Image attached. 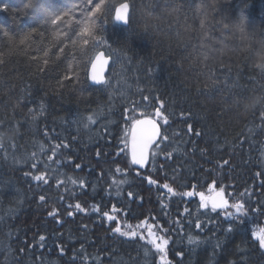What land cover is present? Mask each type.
I'll return each mask as SVG.
<instances>
[{
	"label": "trees",
	"instance_id": "16d2710c",
	"mask_svg": "<svg viewBox=\"0 0 264 264\" xmlns=\"http://www.w3.org/2000/svg\"><path fill=\"white\" fill-rule=\"evenodd\" d=\"M101 2L94 35L111 59L110 87L87 81L91 40L72 44L83 26L75 22L85 20L73 6L86 0H40L54 13L73 9L43 27L42 13L21 12L25 0H0V135L10 137L0 143V264H160L147 225L157 243L168 239L171 264H264L252 235L264 229V119L260 107L246 112L234 102L264 94V76L251 67L264 38V0H92L88 9ZM123 3L126 27L113 22ZM241 20L257 42L241 39ZM32 29L43 40L35 32L25 40ZM156 109L168 123L157 120L158 149L137 173L126 132ZM40 174L47 184L32 179ZM214 192L227 200L224 210L211 212L210 200L202 206L199 194ZM237 202L248 215L229 221ZM204 213L214 218L206 231L189 226ZM117 223L137 237L114 233ZM189 235L201 243L190 245Z\"/></svg>",
	"mask_w": 264,
	"mask_h": 264
},
{
	"label": "snow or ice",
	"instance_id": "6c2138e0",
	"mask_svg": "<svg viewBox=\"0 0 264 264\" xmlns=\"http://www.w3.org/2000/svg\"><path fill=\"white\" fill-rule=\"evenodd\" d=\"M92 5V0H86V3L81 6L80 4L74 5L73 8H80V10L85 13V20L83 22L81 21H76L75 23L81 24L82 27L80 28L78 32V37L80 40H74L72 41L73 46L79 44H88L89 39L91 40V46H92V51L94 53L93 56L89 58V62L91 64V75H90V80L92 83L97 84V85H104L105 87H110V85L105 81V78L103 76V68L104 66L108 63V61L104 58V55L102 52H99V47L102 43H104L103 40H97L96 36L94 33L97 31L96 28V20L99 19L98 14L101 13L102 7H103V2L100 4H97L94 8V10L88 9V6ZM7 5L4 6L6 9ZM33 8H39L38 12H33ZM129 8V4L124 3L116 10L115 14V20L123 22L125 24H129V15L127 12V9ZM73 9H68L67 11H63L62 13H54L51 11H48L47 8L43 7V5L40 3V0H25V3L23 4V7L21 9V12L24 15H29L33 13H42L44 16L43 23L41 24V27H43L44 24H52L56 25L60 21L64 20L66 17H70ZM204 24L201 22V29H203ZM225 27H228L226 24ZM239 29L241 32V39L244 41H247L249 44L257 42V37L254 32L248 33L244 31L243 28V21L241 20L239 24ZM33 32H35L38 36L41 37V40H43L44 33L40 32L36 29H32V31L28 32V34L24 37L25 40L29 39L32 35ZM7 35V33H5ZM67 35V33H65ZM24 41L22 40L21 43ZM259 43L264 44V38H261L259 40ZM67 47V45H65ZM64 47L60 48V52H64ZM48 51H44L43 55L44 57L48 56ZM33 59H36L33 57ZM45 65H47L48 60L43 61ZM100 68V71H97V68ZM43 71V69H40ZM260 74L264 76V73ZM65 80H70L72 79L71 76L66 75L64 77ZM78 82V81H77ZM62 83V82H61ZM239 87V86H237ZM242 90V89H241ZM249 97H244V96H234V102L237 103L239 101H244L248 99ZM163 105H161V108ZM262 109V119H264V108ZM141 116L143 118L135 119L133 121V131H132V147H131V162L133 165H139L140 167H144L145 164L148 162V151L151 148V146L156 143L157 139L161 137V130H160V125L157 123L158 119H163L164 124L168 123L167 117L163 115L160 109L155 110V115L148 117L145 116L144 113H141ZM33 120L36 119L35 116L32 117ZM89 120H91V117H89ZM189 131H192V125H188ZM11 131V128L9 129ZM197 136L200 135L199 132L196 133ZM164 139H167L165 136ZM67 147V145H64ZM56 147H60V145H57ZM55 154V153H54ZM35 155V154H33ZM19 162V161H17ZM33 168L36 167L35 164L32 165ZM77 168L80 167V165H76ZM25 176H29L30 173L28 171L24 172ZM33 180L35 181H43L44 184L48 183V180L45 178L44 174L40 175H34L32 177ZM63 183V181H60ZM75 183V181H73ZM150 183H155V181H150ZM83 184V182H81ZM165 188H167V185H164ZM169 192L172 190L169 188ZM187 196H192V192L185 193ZM200 200L203 202L202 206L207 207V201H211V212H216L217 208H224L228 206L227 200H224L221 193H217L215 196H209L205 197L203 193H200ZM40 201L45 200L44 195L39 196ZM230 207L235 209V212H228L225 216V218L229 221H238L240 217L247 216L248 211L245 209V205L243 203H235L230 205ZM252 211L255 212H260L262 211L261 208L259 207H252L249 205ZM75 208L78 209L80 212H84L85 208L81 207L79 203L75 205ZM96 211H99V208L97 207L95 209ZM117 209L114 207L113 212H115ZM49 215H55V212L49 213ZM69 216H72V212H68ZM103 215L107 218L108 221H115L117 218L114 215H109L107 212L103 213ZM214 223V218L210 215V213H204L203 217L198 216L197 220L195 222L189 221L188 224L189 226H192L194 224L195 229L200 230L201 232L206 231L208 229V225ZM127 230H121V227L119 226V223L112 229V231L116 234H118L120 237H129V238H135L137 237L138 233L133 229L132 225H126L125 226ZM139 227V226H137ZM151 225H147L148 228V235L151 237L149 239L148 243L152 244L155 248V251L157 254H159V260L160 264H171V261L168 260L167 258V247H168V239H164L163 237H160L161 243H157V237L151 230ZM235 225L229 224V226L225 229L227 233H230L233 231V228ZM215 235V232L212 233ZM253 237H255L256 240L259 241V248L264 250V229L259 230L258 232H253ZM41 241L45 240V237L41 235L39 237ZM145 237L143 235H140V240H144ZM188 243L191 244H196L199 245L201 243L200 240L194 238L192 235L188 236ZM216 248L220 247L219 242L215 245ZM176 255H182L180 251L176 252ZM177 264H183V261H178Z\"/></svg>",
	"mask_w": 264,
	"mask_h": 264
},
{
	"label": "clouds",
	"instance_id": "9594fccd",
	"mask_svg": "<svg viewBox=\"0 0 264 264\" xmlns=\"http://www.w3.org/2000/svg\"><path fill=\"white\" fill-rule=\"evenodd\" d=\"M33 12H38L39 8H33ZM254 60L251 65L252 68L264 73V44L258 43V47L254 53ZM244 111H254L256 108H264V94L252 95L244 101L237 102ZM7 138L5 135H0V143L4 142Z\"/></svg>",
	"mask_w": 264,
	"mask_h": 264
},
{
	"label": "water",
	"instance_id": "95a60500",
	"mask_svg": "<svg viewBox=\"0 0 264 264\" xmlns=\"http://www.w3.org/2000/svg\"><path fill=\"white\" fill-rule=\"evenodd\" d=\"M123 4H124V3H123ZM121 5H122V4H121ZM121 5H119V6L116 7V9H115L114 19H115L116 10H117L118 8H120ZM127 12H128V9H127ZM128 15H129V12H128ZM115 21H116V23L118 24V26H123V27H125V25H126V24L123 23V22H120V21H117V20H115ZM103 55H104V53H103ZM104 58L108 61V63H107V64L104 66V68H103V76H104L105 81H106V75H107L108 70H109L110 59L107 58L105 55H104ZM91 71H92V70H91V64H90L89 71H88L89 77H90V75H91ZM97 71H100L99 66H98V68H97ZM89 83H90L92 86H94V87H98V86H100V85H97V84L92 83V81L90 80V78H89ZM132 131H133V124L131 125L130 130H129V133H128V157H129V161H130L131 165L133 166V168H135L136 170L142 172V171H144V170L148 167V165H149L150 151H151V149H152L153 147H155V146L157 145V143H158L159 140H160V137L157 139L156 143H154V144L151 146V148L149 149V151H148V162L145 164L144 167H140L139 165H133L132 162H131ZM215 195H216V194H215ZM215 195H214V196H215ZM222 197H223V196H222ZM223 199H224V198H223ZM218 208H219V207H218ZM219 209H221V208H219Z\"/></svg>",
	"mask_w": 264,
	"mask_h": 264
},
{
	"label": "flooded vegetation",
	"instance_id": "af4514ba",
	"mask_svg": "<svg viewBox=\"0 0 264 264\" xmlns=\"http://www.w3.org/2000/svg\"><path fill=\"white\" fill-rule=\"evenodd\" d=\"M131 127V126H130ZM130 129V128H129ZM128 132H129V130L126 132V137H125V139H124V149H125V152H126V157H127V159H128V163H130L129 162V157H128ZM156 149H158V147H156L153 151H152V153L156 150ZM254 242L256 243V244H258L259 245V241L258 240H256L255 239V237H254Z\"/></svg>",
	"mask_w": 264,
	"mask_h": 264
},
{
	"label": "bare ground",
	"instance_id": "6f19581e",
	"mask_svg": "<svg viewBox=\"0 0 264 264\" xmlns=\"http://www.w3.org/2000/svg\"><path fill=\"white\" fill-rule=\"evenodd\" d=\"M128 12H129V8H128ZM114 13H115V10H114ZM113 22H114V24L115 25H117L118 26V24L116 23V21H115V19H114V14H113ZM127 26V24L125 25V27ZM120 27H123V26H120ZM103 53V52H102ZM108 58V57H107ZM110 59V58H109ZM110 64H111V59H110ZM110 66V65H109ZM90 67V66H89ZM88 71H89V68H88ZM87 81H88V83H89V74H88V72H87ZM89 85L90 86H92L90 83H89ZM100 86H103V85H100ZM92 87H94V86H92ZM99 87V86H98ZM160 130H161V127H160ZM154 148V147H153ZM152 148V149H153ZM152 149H151V151H152ZM151 151H150V155H151ZM150 158V157H149Z\"/></svg>",
	"mask_w": 264,
	"mask_h": 264
}]
</instances>
